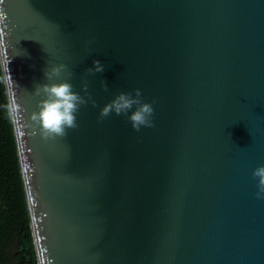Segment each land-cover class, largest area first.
<instances>
[{
	"label": "water",
	"instance_id": "obj_1",
	"mask_svg": "<svg viewBox=\"0 0 264 264\" xmlns=\"http://www.w3.org/2000/svg\"><path fill=\"white\" fill-rule=\"evenodd\" d=\"M0 6V64L8 104L21 105L10 115L38 264H264L253 177L264 165V0ZM94 60L103 72H88ZM60 64L54 80L87 103L76 128L44 140L30 118L44 98L35 89ZM137 89L154 109L152 127L100 117Z\"/></svg>",
	"mask_w": 264,
	"mask_h": 264
},
{
	"label": "clouds",
	"instance_id": "obj_2",
	"mask_svg": "<svg viewBox=\"0 0 264 264\" xmlns=\"http://www.w3.org/2000/svg\"><path fill=\"white\" fill-rule=\"evenodd\" d=\"M2 4L3 0H0V5ZM7 20V13L0 6V25L6 27ZM4 35L5 33L0 30V38ZM93 66L88 69L89 73L104 71V65L99 60H94ZM64 69L65 65L60 64L52 67L50 71H46V78L53 82L42 84L35 89V94H42L44 98L38 104V111L33 112L30 118L38 126L39 134L44 140L65 137L68 129L76 128L80 106L87 103L78 92L73 90V85L68 80H59V82L54 80V78L61 77ZM9 79V74L6 72L3 82L7 83ZM140 96L139 89L135 91V96L131 93H119L101 109L100 117L105 118L112 113L123 114L128 117L136 131H139L141 127H152L154 109L150 103L142 102ZM9 110L11 113H19L21 105L16 100H10ZM253 177L257 179L256 198L264 199V165L253 170Z\"/></svg>",
	"mask_w": 264,
	"mask_h": 264
},
{
	"label": "trees",
	"instance_id": "obj_3",
	"mask_svg": "<svg viewBox=\"0 0 264 264\" xmlns=\"http://www.w3.org/2000/svg\"><path fill=\"white\" fill-rule=\"evenodd\" d=\"M0 264H38L1 64Z\"/></svg>",
	"mask_w": 264,
	"mask_h": 264
}]
</instances>
